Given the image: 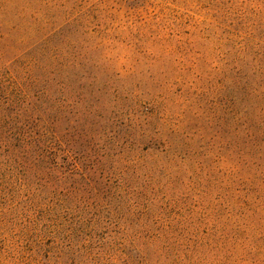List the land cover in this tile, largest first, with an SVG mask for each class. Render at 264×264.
Segmentation results:
<instances>
[{
	"label": "rangeland",
	"instance_id": "rangeland-1",
	"mask_svg": "<svg viewBox=\"0 0 264 264\" xmlns=\"http://www.w3.org/2000/svg\"><path fill=\"white\" fill-rule=\"evenodd\" d=\"M0 264H264V0H0Z\"/></svg>",
	"mask_w": 264,
	"mask_h": 264
}]
</instances>
